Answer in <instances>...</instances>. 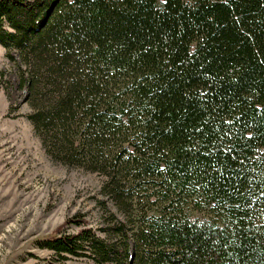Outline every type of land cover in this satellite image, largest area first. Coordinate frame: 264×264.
I'll return each instance as SVG.
<instances>
[{
  "label": "trees",
  "instance_id": "trees-1",
  "mask_svg": "<svg viewBox=\"0 0 264 264\" xmlns=\"http://www.w3.org/2000/svg\"><path fill=\"white\" fill-rule=\"evenodd\" d=\"M48 156L125 212L38 242L95 264H264V0H0Z\"/></svg>",
  "mask_w": 264,
  "mask_h": 264
},
{
  "label": "rangeland",
  "instance_id": "rangeland-1",
  "mask_svg": "<svg viewBox=\"0 0 264 264\" xmlns=\"http://www.w3.org/2000/svg\"><path fill=\"white\" fill-rule=\"evenodd\" d=\"M0 46V264H95L60 259L38 242L90 230L99 237L125 212L103 190L102 174L53 161L26 117L31 109Z\"/></svg>",
  "mask_w": 264,
  "mask_h": 264
}]
</instances>
